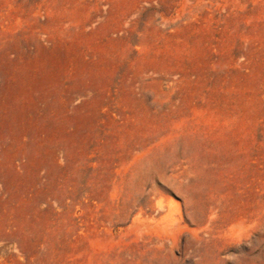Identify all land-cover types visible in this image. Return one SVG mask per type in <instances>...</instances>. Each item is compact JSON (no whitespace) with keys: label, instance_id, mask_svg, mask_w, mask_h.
Segmentation results:
<instances>
[{"label":"rangeland","instance_id":"1","mask_svg":"<svg viewBox=\"0 0 264 264\" xmlns=\"http://www.w3.org/2000/svg\"><path fill=\"white\" fill-rule=\"evenodd\" d=\"M0 264H264V0H0Z\"/></svg>","mask_w":264,"mask_h":264}]
</instances>
